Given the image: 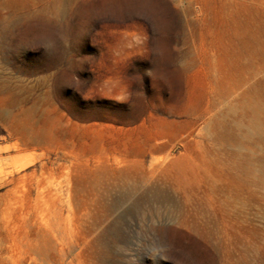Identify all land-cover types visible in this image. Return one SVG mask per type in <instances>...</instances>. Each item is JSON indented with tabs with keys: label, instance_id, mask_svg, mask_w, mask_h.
I'll return each mask as SVG.
<instances>
[{
	"label": "rangeland",
	"instance_id": "rangeland-1",
	"mask_svg": "<svg viewBox=\"0 0 264 264\" xmlns=\"http://www.w3.org/2000/svg\"><path fill=\"white\" fill-rule=\"evenodd\" d=\"M247 244L264 256V0H0V264Z\"/></svg>",
	"mask_w": 264,
	"mask_h": 264
},
{
	"label": "bare ground",
	"instance_id": "bare-ground-1",
	"mask_svg": "<svg viewBox=\"0 0 264 264\" xmlns=\"http://www.w3.org/2000/svg\"><path fill=\"white\" fill-rule=\"evenodd\" d=\"M262 255L260 248L253 244L239 245L231 247L228 260L229 264H264Z\"/></svg>",
	"mask_w": 264,
	"mask_h": 264
}]
</instances>
